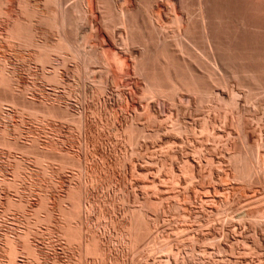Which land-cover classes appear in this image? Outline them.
Segmentation results:
<instances>
[{"label":"bare ground","instance_id":"obj_1","mask_svg":"<svg viewBox=\"0 0 264 264\" xmlns=\"http://www.w3.org/2000/svg\"><path fill=\"white\" fill-rule=\"evenodd\" d=\"M14 8L18 10L16 17L13 16ZM0 23L7 25V37L4 40L8 42L7 46L13 47V50L18 47L30 52L29 59L32 52L29 62L32 61L39 67L35 72L37 82L22 87L9 62L0 59V116L5 124L0 129V149L13 151L18 155L13 161L14 165L12 164L13 177H10L9 182L5 181L11 190L19 194L26 188H30L26 189L29 192L34 190L33 186L40 183L39 177L43 179L44 175L53 177L57 174L56 166L63 170L65 166L72 165L77 171L81 163L78 162L79 159L72 162L67 154L65 159L62 153V156L59 154L61 151L57 152L58 149L54 151V139L52 144L47 142L51 137L44 145H39L35 138L37 136L33 137L34 135L30 137L29 144L19 141L21 139H17L20 136L16 134L17 126L14 124L11 129L8 126L7 113L10 109L16 110L20 115L32 117L43 128H49L52 124L54 127L56 123H62L63 126L71 124L70 126H75L76 132L83 130L78 132L81 135L92 124L85 123L82 114L71 112L69 106L62 105V100L70 101L74 98L79 101L88 98L98 101L115 97L120 111L118 114L109 111L108 123L116 132V141L123 144H264V0H0ZM99 30L102 31L100 43L97 38ZM121 53L133 61L132 73L138 78L134 77L136 82H140V85L133 84L135 87L131 85L129 93L121 82L127 77H123V73L130 66ZM28 95L34 98H29ZM35 96L40 98V102H36L38 100H35ZM130 97L137 98L139 104L133 115L128 113ZM74 102L76 103L75 100ZM117 109L115 108L116 111ZM60 124L59 127H63ZM58 132L61 133L60 128ZM259 150L260 148L247 150L243 154H233L234 157L230 154L228 159L233 161L234 174L247 179L255 177L259 169L264 171V157ZM56 162L61 164L55 165ZM4 170V166H0V172L3 173ZM73 190L71 197L67 195L71 201L70 211L68 207V212L64 208V215L63 212L60 215L65 220L60 230L70 243L80 245L83 228L77 222L82 212L81 196ZM69 200L67 199L68 202ZM17 202L21 203V199ZM17 202L14 205L10 199L11 204L7 205L22 207L23 204ZM46 204L45 202L38 207L42 213L48 208ZM24 209L23 212L21 209L18 212H22L25 219L28 214H25ZM141 213L143 214L142 209L137 210L133 216L137 217V222L133 223L134 226L137 225L136 230L131 229L133 224L128 228L130 232H136H133L135 239L130 238L135 245L139 242L138 238L150 235L151 231L149 223L145 222L146 217L142 220L145 215L142 216ZM40 216L37 214L38 218ZM247 216L256 226L264 224V210L255 208ZM37 217L35 222H32V218L31 222L26 219L28 227L26 226V230L20 229L22 233L16 235V239L13 235L7 237V264H16L19 257L18 242L23 244V250L34 264L40 263L41 255L31 245V235L35 236L39 220L50 226L51 210L47 209L41 219ZM214 236L209 231L206 237L216 240ZM92 237L91 242H85V251L104 259L105 249L103 252L102 246L100 247L102 255L95 245V237ZM195 238L191 239L196 240ZM212 238L209 242L213 241ZM216 242L213 241L212 244ZM103 261L104 264L106 259Z\"/></svg>","mask_w":264,"mask_h":264},{"label":"rangeland","instance_id":"obj_2","mask_svg":"<svg viewBox=\"0 0 264 264\" xmlns=\"http://www.w3.org/2000/svg\"><path fill=\"white\" fill-rule=\"evenodd\" d=\"M14 9L13 16H18V10L16 8ZM3 25V23L0 25V36L7 35V25L5 24L4 27ZM2 36L0 37V59L2 58L9 62L11 68L16 72L19 84L25 87L28 83L37 82V78H35L37 77V73L35 72H37L39 67L31 63L32 61L29 62L33 53L31 52L29 59L30 52L27 53L22 49L20 50L18 47H14L13 50V47L7 46L8 42L4 41L7 36L4 37L5 39ZM97 38L100 43L102 39L101 30L98 31ZM109 54L112 55V53ZM120 55H124L123 58L126 62L128 61L127 63L130 66L128 68L129 70L124 72L125 75L123 73V77H127H124L123 81L121 80V84L125 87L123 88L129 93L132 87H135L133 84L137 85L138 83V85H140V82H136L138 78L132 73L134 72L132 65L133 61L124 53ZM28 63H30V66ZM127 86H130V88ZM28 97L32 98L33 96L28 95ZM73 99L74 98H71L70 101L67 99H64L65 101L62 100V105L69 106L68 109L72 110L71 112L78 113L79 115L82 114L81 116L85 119V123L88 122L89 125L92 124L90 129H86L81 135L79 133L83 130H77L78 133L76 132L75 126H70L71 124H64L63 126L62 123V125L56 123L57 126L54 124L55 126L53 127L52 124L49 128H43L37 121L31 119L32 117L20 115L16 110H6V112L8 111L7 115L9 114L7 119L8 126L10 129L15 125L17 126L18 133L16 134L20 135L17 139H21L19 141L29 144L31 140L30 137L34 135L33 137L37 136L35 137L37 143L39 145H44L51 137V140L47 142L52 144L51 141L54 139L53 146H56L54 147L55 149L52 146V149L54 151L58 149V153L61 151L59 154L61 156L63 154V157L65 154L69 155L68 159L70 160L71 157V161H77V159H79L78 162L81 163L80 168L82 170L79 168L80 170L78 169L77 171L80 173H78L74 166L68 165L70 167L65 166L63 169L65 171H63L60 166H56L55 173L58 172L57 174L53 177L44 175L43 179L39 177L38 180L40 179V183L33 186V188H35L34 190L32 189L29 192L26 191V188L19 194L13 191V189L11 190L9 185L10 188L6 185L13 177L11 176L12 164L14 165L13 161L14 159L16 160L18 155L15 152L13 153V151L10 152L6 149L2 150L3 148L0 149V166H4L5 170L7 168V171L4 170L3 173L0 172V264H7L9 260L6 242L7 237L13 235L12 237L15 236L14 238L16 239L18 234H20V232L22 233L21 230H26V226L28 227L27 218L28 220L32 218V222H35L37 214H39V216L41 215L40 217L42 218V215H45L47 209L51 210L52 213V222L49 223L50 226H46L47 224L45 225L43 221L40 223L39 220V225L35 228L37 229L36 234H34L35 236L31 235L32 241L30 240V242H32L31 245H34L33 248L35 249L36 247L35 252L41 255L39 264H103L102 261H105V259L106 263L103 261L104 264H165V262L166 264H264V227H262L264 224H262L261 227L256 226L247 216L249 211L255 208L264 210V171L259 169L255 177L245 179L234 174L233 163H231L233 161L228 159L233 154L239 155L243 154L244 151L259 148V151L263 155L262 157H264V147H262L264 144H123V142L119 140H117L118 142L116 141V132L113 131L114 128H111V125H109L110 122L108 121L109 111L110 113L117 114L120 111V107L117 105L118 100L115 97L109 98L110 100L102 99L98 101L96 99L89 100L88 98H82L79 99V101L74 99L76 103ZM129 99L132 102L129 101V109L133 110L128 109V113L129 115H133L132 113L135 112V108L139 107L137 102L138 99L132 97ZM35 100H38L36 102H40V98L37 96H35ZM114 102L115 104H113ZM95 107L97 109H95ZM115 108H118L117 111ZM100 114H102V116ZM100 117H102V119ZM86 118L88 120H86ZM90 118L93 120L91 121ZM100 121L101 124L104 123L101 125ZM58 124L63 127H59ZM2 126L4 127L5 124L3 118L0 116V129L3 128ZM91 127L94 128L92 129ZM51 128H55L56 131ZM59 128L62 134L58 132ZM50 130L51 132H49ZM43 131L44 133H41ZM11 132L13 133L12 130ZM52 132L54 135H52ZM56 132H58L57 135L60 134V136L58 135L59 138ZM46 135L50 136L47 137ZM56 137L58 139H55ZM235 155H233V157ZM66 157L68 156H65V159ZM228 160H230V163ZM56 164L60 165L61 163L58 164L56 162L55 165ZM40 176H42V174H40ZM54 177L56 180H54ZM49 179H52L54 183ZM5 180H8V182ZM41 181H43V183H41ZM40 184L41 186H39ZM40 188L44 190V192H42ZM54 190L56 191L54 192ZM72 190L74 192L76 190L75 193L77 194L80 193V200L82 201V203L80 201V204H82V214L80 213L81 217L77 222L79 227L81 226L80 228H83V239L81 240L83 244L81 243L80 245L79 243H70L60 230L63 228V222L65 221L60 215H62V212L63 215L65 211L68 212V208L70 207L69 203L71 202L68 196L71 194ZM72 194L74 193L72 192ZM10 199L11 203L13 201V204L21 199L23 205L18 208L23 212L25 207L24 212L28 214V217L26 215L24 219V215L22 212H18V208H14L15 206L13 205H10L11 207L7 205L11 204ZM41 199L45 201L43 200L41 202ZM43 202H46L48 206L45 213H42L40 208H38L44 204ZM17 203L21 204L19 202ZM176 207L179 209H176ZM64 208L67 210L64 211ZM140 209H142L145 215L141 213V215L144 216L142 220L145 217L147 218H145V222L147 224L149 223L148 225H150L151 228H149L151 231L149 232L150 235L146 234V237L143 235V237H140L141 239L138 238L137 241L139 242H136L137 244L135 245L134 241H131V239H135L136 237V235H134L136 232L134 231L137 225L134 226V222H137V217L135 218L133 216L137 210ZM133 211H135L134 214H132ZM41 218L37 217V219ZM32 219L29 221L31 222ZM139 221L138 223L140 224ZM119 223L121 224L119 225ZM224 223L226 224L225 228ZM132 224L133 227H131ZM130 227L131 229L136 227L134 231H132L133 229L131 230L132 234L129 230ZM126 228L129 229L127 230ZM180 230H183V232L180 233ZM127 231H129L131 235L128 234ZM184 231L188 232L186 233ZM209 231L215 235L214 237L216 240L211 237L213 241H217L213 243L214 245L212 244L213 241L209 242L211 238L208 239L206 237ZM92 236H94L96 240L98 238L97 241H94L100 252L101 249L103 252L105 249L104 259L97 255L94 257L93 254H87L88 252L85 251V242L86 244L91 242L93 239ZM132 236L134 238H132ZM148 236L150 238H148ZM203 236L205 237L203 238ZM192 237H196L197 239H191ZM149 241H151V243ZM98 244L100 246H98ZM208 245L209 247H207ZM22 246L23 244L21 242L17 243V248L19 249V254L17 256L19 257L16 259V264H34V262H32L33 260H30L31 258L25 253ZM173 250L176 253H174ZM103 252H101L102 255Z\"/></svg>","mask_w":264,"mask_h":264}]
</instances>
